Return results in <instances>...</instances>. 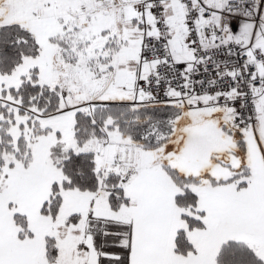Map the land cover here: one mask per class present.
Instances as JSON below:
<instances>
[{
  "label": "snow or ice",
  "instance_id": "obj_1",
  "mask_svg": "<svg viewBox=\"0 0 264 264\" xmlns=\"http://www.w3.org/2000/svg\"><path fill=\"white\" fill-rule=\"evenodd\" d=\"M0 264H264V0H0Z\"/></svg>",
  "mask_w": 264,
  "mask_h": 264
}]
</instances>
